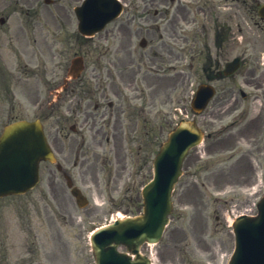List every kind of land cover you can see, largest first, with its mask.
<instances>
[{
	"label": "flooded vegetation",
	"instance_id": "af4514ba",
	"mask_svg": "<svg viewBox=\"0 0 264 264\" xmlns=\"http://www.w3.org/2000/svg\"><path fill=\"white\" fill-rule=\"evenodd\" d=\"M46 1L47 3H45ZM50 1L54 5H50ZM158 0H136L135 13L132 17L126 16V22L119 27L120 39L117 45V52L123 53L124 62H131V32L130 21L133 18L138 20V28L141 38L143 35L148 38L149 43L147 49L139 53L141 60L153 63L158 60L187 62L189 68L191 63H198L199 68L205 77L226 79L234 84V80L241 79L246 84L255 82V69L252 58L255 56V44L251 34L247 30L243 36L241 24L237 21L238 12L234 11V0L230 6H216L210 0H202V4L190 9H186L177 4V0H159V4L165 6H174L175 13L169 19V23L163 25L162 31L165 39L158 40V17H163L168 11L151 13L149 10ZM80 0H1L0 9L8 8L9 14L17 13L23 15H32L31 22H19L16 28V37L25 35L26 30H57V31H73L76 30L75 7L78 6ZM54 19L57 22H47L42 24L41 20ZM173 19V20H172ZM29 20V19H28ZM146 24V28L143 25ZM136 28L137 24L135 23ZM187 28L188 34L185 39L177 33V28ZM143 29L145 30L143 32ZM76 42L78 35L74 34ZM153 37L156 38L153 42ZM145 43L146 39L144 38ZM16 41V40H14ZM143 48V47H140ZM137 53V50H136ZM238 57V68L229 75L224 74V70L229 62ZM260 57V53L256 57V61ZM249 62V63H247ZM249 64V70L246 76H241V69L244 64ZM138 69L132 68L130 71H121L120 77L127 86H132L136 79ZM108 80V89L111 90L113 81L111 79V70L106 69ZM260 78L264 80V72L260 74ZM75 88H73L74 90ZM72 90V91H73ZM236 87L234 88V91ZM240 90V89H239ZM116 94L119 91H115ZM81 92L78 90L77 95ZM79 102L77 115L80 116L82 123L95 122L98 118L107 116V123L114 127L112 133L115 136H121L119 128L122 126V113L124 108L119 103H113L106 95L107 102L99 111H91L87 105L81 104L82 100H87L86 96L78 97ZM242 96H246L242 93ZM82 108V109H81ZM135 125V119L129 120ZM98 132V130L96 131Z\"/></svg>",
	"mask_w": 264,
	"mask_h": 264
},
{
	"label": "rangeland",
	"instance_id": "374dc122",
	"mask_svg": "<svg viewBox=\"0 0 264 264\" xmlns=\"http://www.w3.org/2000/svg\"><path fill=\"white\" fill-rule=\"evenodd\" d=\"M35 94H32L31 92L20 90L18 91V94L16 95L15 100L20 102L23 106V109H17L15 106L13 108L7 109H1L0 106V127L1 125L7 120V117H33V108L30 106L32 104ZM42 96H46L45 94H40V99H42ZM179 95L175 92L174 94V107H180L179 105H182V101L178 104V98ZM7 103V102H6ZM1 105V104H0ZM32 109V110H31ZM171 111V110H170ZM181 111L182 108H181ZM52 113V117H48L44 119V123L46 126V129L51 128L52 121L54 119V115L56 111H49L47 109L45 111V115H49ZM171 115L169 117L167 116L166 110L163 108H160L159 111V127H158V136L160 140H163L165 137L166 132L169 130L170 123L166 121V119H170ZM13 119V118H11ZM78 145V142L76 143ZM151 155V154H150ZM73 158V157H72ZM194 167V164L191 165ZM149 171L146 172V177L143 179H147L149 177L150 173V166H148ZM129 168L126 169L125 172V178L129 176L128 173ZM47 172V165L42 166V175L46 174ZM144 182V180H142ZM45 186L47 187L45 179H42V182L39 184V186L32 190L31 193H28L26 195H23L19 198L15 199H2L0 200V264H64L60 263L62 261V254L63 251H58L52 254V259L48 258V252L46 253L44 248L47 246V240L46 238L50 234V230L52 229L53 223L54 224H60L56 222H47L45 218H43L42 215H39L37 211L34 209L35 203H43L44 199L42 196V191L46 190ZM178 186L176 187L177 190ZM184 189L186 190L187 197ZM254 191L253 189H237L234 190V206L232 207V211H229L230 217H234L239 212L244 211V209L253 207V210H255L254 203L257 201L259 197V193H256L252 196L249 195ZM190 192V193H189ZM197 193L194 194L193 191H188V187L182 185L178 188V196H174V208H180L178 205V200H180L179 203H183L181 201H186L189 204H196L198 205L200 202H198L201 199L200 193L195 190ZM109 193L105 192V195H108ZM119 195V194H118ZM130 192L129 190H126L125 195L122 196L123 199L120 201H117L115 204L114 202H111L108 199L103 198L99 194V190L93 191L94 198L101 203V206H98L97 208H94V211H91L90 214L94 217L87 216L88 213L85 210V214L83 215V210L78 211L77 214H75L76 219L75 223L82 229V240L83 244L85 245L84 235L86 236L89 232V230L97 225L103 224L105 222H108L116 212H122V213H135L139 212L140 208L135 206L130 200ZM194 195L197 196V199H194ZM99 197V199H97ZM185 197V198H184ZM251 198V203L246 204L243 201H245L246 198ZM183 199V200H182ZM90 210V209H87ZM208 214H209V225L210 228H215L213 225L215 224L214 220V207L210 206L207 208ZM87 214V215H86ZM86 216V217H83ZM28 219H30L33 223V230H28ZM82 219V222L80 220ZM79 231V230H78ZM36 237V238H35ZM79 240V238H76ZM169 239V237H166L162 242L155 246H149L148 250L150 251V254L153 258L156 260V255L160 257V259H163L164 261L168 258V253L170 252L171 248L169 245H167L165 242ZM224 243V249L219 252V257L217 260L218 264H223V261H225L226 256L229 255L233 248V238L231 239L230 236L227 239L224 237L220 240ZM33 242V243H32ZM77 244L79 245V251L76 255L77 264H86V256L82 253L81 250V242L77 241ZM28 247V248H27ZM145 249V248H143ZM87 253L88 250L86 249ZM145 251H147L145 249ZM67 254H65L66 256ZM61 256V257H60Z\"/></svg>",
	"mask_w": 264,
	"mask_h": 264
},
{
	"label": "water",
	"instance_id": "95a60500",
	"mask_svg": "<svg viewBox=\"0 0 264 264\" xmlns=\"http://www.w3.org/2000/svg\"><path fill=\"white\" fill-rule=\"evenodd\" d=\"M25 132V133H24ZM39 129L23 125L17 124L8 129L7 134H11L14 138L10 141L13 144L11 150L13 152H17L19 156V163H24L23 168L31 169L33 168L32 161L30 159L34 158L38 152H35V149L39 150V153L44 152L45 145L43 139L39 138ZM188 133L186 131H182L181 134L178 135L177 139L173 136L171 143L166 145L163 152L157 158V181H160L161 178L167 173V170L172 167V170L177 169V165L180 162V152L174 148V143L178 144L179 142H183L187 140ZM6 139H9L6 137ZM4 140V138L2 139ZM9 141V142H10ZM13 148V149H12ZM14 162L13 165L7 166L5 175L2 178H9L10 174L14 170ZM19 171H15L18 173ZM24 171L22 175H24ZM240 241L242 244L240 245L239 255L237 257V261L239 260V256L244 260L240 261L239 264H248L251 262V258L258 259L257 264H264V204L262 208V216L258 219H241L237 225ZM112 233V231L105 232L102 235H108ZM259 243V249H253L254 243ZM96 248L99 250V253L102 251L100 247L97 245ZM111 251L115 250L111 248ZM100 257V256H99ZM247 259V261H245ZM135 264H146L145 262H135Z\"/></svg>",
	"mask_w": 264,
	"mask_h": 264
}]
</instances>
